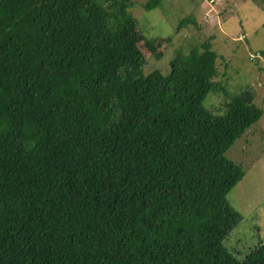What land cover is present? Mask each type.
Here are the masks:
<instances>
[{
  "label": "trees",
  "instance_id": "1",
  "mask_svg": "<svg viewBox=\"0 0 264 264\" xmlns=\"http://www.w3.org/2000/svg\"><path fill=\"white\" fill-rule=\"evenodd\" d=\"M104 2L0 0V264H264L223 246L255 92L212 114L211 41L145 73L133 3Z\"/></svg>",
  "mask_w": 264,
  "mask_h": 264
},
{
  "label": "rangeland",
  "instance_id": "2",
  "mask_svg": "<svg viewBox=\"0 0 264 264\" xmlns=\"http://www.w3.org/2000/svg\"><path fill=\"white\" fill-rule=\"evenodd\" d=\"M149 1L131 0L130 9L137 23L132 36L146 59L145 73L167 75L176 55L210 40L219 55V91L208 94L204 107L222 115L225 95L233 97L246 88L255 92L261 118L225 154L245 172L227 196L242 220L223 242L241 262L264 242V54H258L264 52V0H164L147 11Z\"/></svg>",
  "mask_w": 264,
  "mask_h": 264
}]
</instances>
